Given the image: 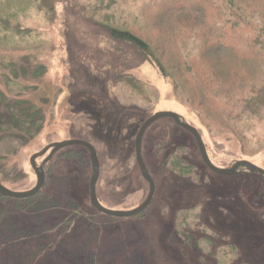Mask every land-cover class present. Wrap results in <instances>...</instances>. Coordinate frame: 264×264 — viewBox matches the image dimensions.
Returning a JSON list of instances; mask_svg holds the SVG:
<instances>
[{"label":"rangeland","instance_id":"obj_1","mask_svg":"<svg viewBox=\"0 0 264 264\" xmlns=\"http://www.w3.org/2000/svg\"><path fill=\"white\" fill-rule=\"evenodd\" d=\"M34 1L1 0L5 12L34 29L38 37L0 38L4 50L0 54V91L10 104L23 102L22 106L33 107L43 116L41 130L33 139L24 136V142L4 141L0 146L2 186L13 192L30 190L36 182L29 164L33 154L49 145L83 141L94 147L100 164L98 202L110 210H132L148 194V185L135 162V136L146 120L161 112L179 115L198 131L215 167L228 168L237 161H247L264 169V121L245 130L248 138L240 141L215 127L218 119L210 114L214 121L204 118L203 110L196 101L193 105L185 92L183 65L185 61L199 62L197 45L188 39L184 45L173 46L181 60L169 49L161 54L164 32L178 29L179 23L189 25L188 17L195 14L188 6L176 12L170 7V14L161 5L184 0H64L56 6L52 19L38 11ZM109 1L114 4L109 22L103 21L104 12L93 17L96 22L83 16V7H100ZM221 1L217 0V6ZM255 1L264 10V0ZM104 25L130 30L150 43L179 87L164 80L134 48L115 42ZM157 35L161 44L154 40ZM16 49L23 52L12 53ZM211 57L210 62L219 64L218 71L225 78L230 56L218 51ZM245 68L247 75H254V67ZM123 76L136 80V91L119 82ZM164 147L180 148L184 161L196 166L195 174L179 177L167 169L161 172L155 156L164 153ZM69 149L59 150L48 161L45 191L55 196L66 193L81 210L95 212L89 201L90 162L81 163L80 155L61 156ZM73 149L80 150L78 146ZM141 153L149 175L158 182L152 203L137 218H95L93 223L100 230H109L112 235L129 230L145 264H264V181L257 174H213L202 163L194 138L167 118L147 128ZM47 155L37 159L36 165ZM182 201L186 211L173 219ZM174 233L193 237L197 245H181Z\"/></svg>","mask_w":264,"mask_h":264},{"label":"trees","instance_id":"obj_2","mask_svg":"<svg viewBox=\"0 0 264 264\" xmlns=\"http://www.w3.org/2000/svg\"><path fill=\"white\" fill-rule=\"evenodd\" d=\"M184 1L161 5V9H166L170 14H173L170 7L175 12L177 8L183 6L195 9V14L187 19L189 25L179 23L178 29L173 28L170 32H164L165 43L160 47L161 54L163 56L166 49L174 51L173 46L184 45L188 39L196 44L199 62L185 61L183 65L185 73L183 85L188 89H185V92L189 93L192 104L195 105L196 101L198 107L203 110L204 118L209 119L211 116L214 120L218 119L220 123H213L215 127L224 133L232 134L240 141L247 140L248 135L244 131L251 130L255 122L264 121V10L257 6L255 0H222L218 6L217 0ZM34 2L38 11L46 18L52 19L56 14V6L64 0ZM3 7L0 0V38L5 39L9 35L18 40H34L38 37L34 29L17 22ZM113 7V1L102 2L100 7L87 6L83 7L84 12L81 10L80 12H83V16L90 21H95L93 17L104 12L103 21L109 22L111 15L109 11L113 10ZM88 13H92V16H86ZM103 27L115 42L134 48L141 57L153 65L164 80L169 81L175 88L179 87L164 68L157 56V50L155 51L150 43L130 30H120L112 25ZM154 40L156 42L160 40L158 35ZM161 43L162 40L158 42ZM3 51L0 47L1 55ZM218 51H224L231 58L229 74L225 78L222 76L224 73L220 74L218 71L219 64L215 61L213 64L210 62L211 55ZM16 52L23 50L12 51ZM174 52L181 60L179 51ZM245 66L254 67V75H247ZM220 76L222 79H219ZM119 82L129 86L133 91L137 90L136 80L132 77H120ZM230 93L233 94L232 97ZM22 103L10 104L0 91V146L4 141L24 142V136L33 139L40 132L43 116L41 117L40 112L33 107L25 108V104L22 106ZM219 105L221 108H218ZM251 135L250 133L249 136ZM66 149L69 150L63 151L61 156L69 158L80 155L81 163L90 162L89 154L84 148L78 147L80 150L76 151L73 147ZM163 149L164 153L155 156V160L161 165V172L164 173L167 169L170 174L179 177H190L195 174L196 166L184 161L180 156V148ZM49 164L50 162L45 163V172L50 168ZM239 175L252 176L244 173ZM255 176L264 181L263 177ZM151 177L158 188L155 176L151 174ZM46 183L45 178L43 188L30 198L11 199L0 196V200L8 202L7 205L0 204V264H145L144 255L134 247L135 238L129 230L113 235L108 233L109 230L103 232L93 220L105 215L96 211L81 210L66 193L51 195L45 191ZM182 203L183 206H177L173 219L177 213L186 211L183 201L180 205ZM174 224L175 221L173 222L175 230ZM174 234L176 241L181 245L186 247L189 244L194 247L197 245L195 239L189 235L177 237L178 234Z\"/></svg>","mask_w":264,"mask_h":264},{"label":"water","instance_id":"obj_3","mask_svg":"<svg viewBox=\"0 0 264 264\" xmlns=\"http://www.w3.org/2000/svg\"><path fill=\"white\" fill-rule=\"evenodd\" d=\"M165 118L170 119L177 127L186 131L194 138L202 163L213 174H216L222 177H234V176L239 175L240 173H244L248 175L257 174L264 178V169H261L247 161H237L228 168L215 167L210 162L207 156L205 146L203 144V141L198 131L195 128L187 125L185 121L183 120V118H181L179 115L175 113H171V112H161V113L155 114L154 116L146 120L142 124V126L140 127V129L138 130L135 136V140H134L135 162L137 164L141 178L148 185V194L145 200L143 201V203H141L136 208L129 210V211H115V210H110V209L103 207L98 202L97 197H96V186H97V182L99 179L100 164H99V160L97 157V153L94 147L91 146L90 144L83 142V141H76V140H71V141H66L63 143L49 145L45 147L42 151L36 154H33L29 159V164L36 178L34 187L24 192H13V191L8 190L4 186H2V184L0 183V196L5 197V198H11V199H26V198L35 196L36 194H38V192H40V190L43 188L44 183H45V174H44V169H43V166L45 165V163L48 162L52 158V156L55 153H57L59 150L68 148V147L78 146V147L84 148L89 154L92 174H91V178L89 181L88 189H89V201H90L91 207L97 213H100V214H103L105 216H109L112 218H119V219L134 218L140 215L141 213H143L149 207V205L151 204L153 200L154 193H155V183L152 180L151 176L149 175L147 168L142 159V153H141L142 138H143L145 131L150 125H152L154 122L160 119H165ZM47 152H48L47 157L42 161V163L39 166H37L36 160L45 156Z\"/></svg>","mask_w":264,"mask_h":264}]
</instances>
